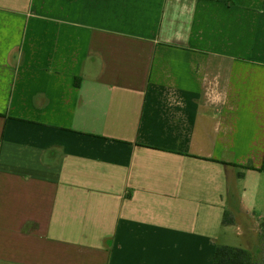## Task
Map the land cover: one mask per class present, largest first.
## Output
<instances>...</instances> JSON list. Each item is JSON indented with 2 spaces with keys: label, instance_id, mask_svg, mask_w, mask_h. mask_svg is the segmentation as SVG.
I'll use <instances>...</instances> for the list:
<instances>
[{
  "label": "crops",
  "instance_id": "1",
  "mask_svg": "<svg viewBox=\"0 0 264 264\" xmlns=\"http://www.w3.org/2000/svg\"><path fill=\"white\" fill-rule=\"evenodd\" d=\"M263 218L264 0H0V264H210Z\"/></svg>",
  "mask_w": 264,
  "mask_h": 264
},
{
  "label": "trees",
  "instance_id": "2",
  "mask_svg": "<svg viewBox=\"0 0 264 264\" xmlns=\"http://www.w3.org/2000/svg\"><path fill=\"white\" fill-rule=\"evenodd\" d=\"M225 212L223 223H229ZM259 245L254 250L238 246L217 244L213 250L210 264H264V218L259 224Z\"/></svg>",
  "mask_w": 264,
  "mask_h": 264
},
{
  "label": "rangeland",
  "instance_id": "3",
  "mask_svg": "<svg viewBox=\"0 0 264 264\" xmlns=\"http://www.w3.org/2000/svg\"><path fill=\"white\" fill-rule=\"evenodd\" d=\"M255 229H256V227H252V228L250 229L251 232H249V235H252V237H253V234L255 233ZM258 240H259V232H258V234H257V238H256V242H257V244H256V242H255V248L258 246ZM240 241H241V240L236 239L234 242H235V244H239ZM252 246H254L253 242H252ZM255 248H254V249H255Z\"/></svg>",
  "mask_w": 264,
  "mask_h": 264
}]
</instances>
